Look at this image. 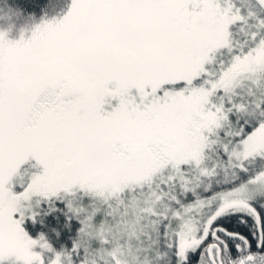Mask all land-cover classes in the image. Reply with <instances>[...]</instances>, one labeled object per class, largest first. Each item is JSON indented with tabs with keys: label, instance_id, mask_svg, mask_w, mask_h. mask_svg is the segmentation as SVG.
<instances>
[{
	"label": "snow or ice",
	"instance_id": "obj_1",
	"mask_svg": "<svg viewBox=\"0 0 264 264\" xmlns=\"http://www.w3.org/2000/svg\"><path fill=\"white\" fill-rule=\"evenodd\" d=\"M0 264H264V0H0Z\"/></svg>",
	"mask_w": 264,
	"mask_h": 264
},
{
	"label": "trees",
	"instance_id": "obj_2",
	"mask_svg": "<svg viewBox=\"0 0 264 264\" xmlns=\"http://www.w3.org/2000/svg\"><path fill=\"white\" fill-rule=\"evenodd\" d=\"M18 23H20V21H18ZM240 38L242 39V36Z\"/></svg>",
	"mask_w": 264,
	"mask_h": 264
}]
</instances>
